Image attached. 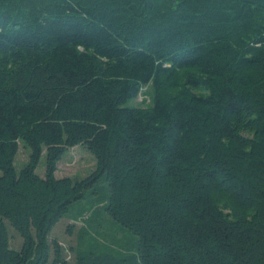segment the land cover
<instances>
[{"label": "trees", "instance_id": "16d2710c", "mask_svg": "<svg viewBox=\"0 0 264 264\" xmlns=\"http://www.w3.org/2000/svg\"><path fill=\"white\" fill-rule=\"evenodd\" d=\"M0 171V264H69L49 236L102 181L136 252L77 264H264V0H0Z\"/></svg>", "mask_w": 264, "mask_h": 264}, {"label": "rangeland", "instance_id": "374dc122", "mask_svg": "<svg viewBox=\"0 0 264 264\" xmlns=\"http://www.w3.org/2000/svg\"><path fill=\"white\" fill-rule=\"evenodd\" d=\"M151 91V90H150ZM143 96L137 101L130 102L127 106H139ZM30 149L20 146L15 158V169L19 173L29 162ZM56 177L63 179L70 177L82 180L95 170V158L89 150L83 147H75L66 152L58 163ZM47 170V157L45 153L41 157L37 168V175L44 178ZM0 176L2 172L0 171ZM100 196L90 198V192L86 193V199L74 203L64 218L53 228L49 238L60 243L63 255L69 264H77L78 257L88 259L93 256L113 254L115 256L136 252L138 238L127 228L116 223L101 206L109 195V191L102 181L100 184ZM88 211L82 216V212ZM72 226L70 230L69 227ZM12 248L20 249L22 239L9 229Z\"/></svg>", "mask_w": 264, "mask_h": 264}]
</instances>
